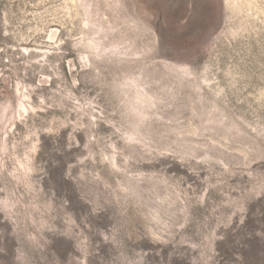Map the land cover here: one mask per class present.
<instances>
[{
	"label": "rangeland",
	"instance_id": "1",
	"mask_svg": "<svg viewBox=\"0 0 264 264\" xmlns=\"http://www.w3.org/2000/svg\"><path fill=\"white\" fill-rule=\"evenodd\" d=\"M0 264H264V0H0Z\"/></svg>",
	"mask_w": 264,
	"mask_h": 264
}]
</instances>
